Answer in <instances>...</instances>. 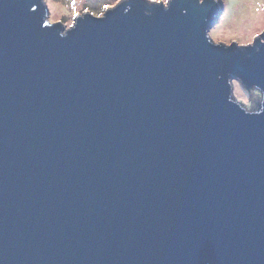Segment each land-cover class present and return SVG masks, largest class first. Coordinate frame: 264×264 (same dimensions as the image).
<instances>
[{
	"label": "water",
	"instance_id": "obj_1",
	"mask_svg": "<svg viewBox=\"0 0 264 264\" xmlns=\"http://www.w3.org/2000/svg\"><path fill=\"white\" fill-rule=\"evenodd\" d=\"M222 12L0 0V264H264V31Z\"/></svg>",
	"mask_w": 264,
	"mask_h": 264
},
{
	"label": "rangeland",
	"instance_id": "obj_2",
	"mask_svg": "<svg viewBox=\"0 0 264 264\" xmlns=\"http://www.w3.org/2000/svg\"><path fill=\"white\" fill-rule=\"evenodd\" d=\"M49 21H61L65 28L73 23V18L83 12L101 15L120 0H44ZM161 1L164 4L165 0ZM223 12L208 35L214 42L238 44L251 43L255 36L264 31V0H220Z\"/></svg>",
	"mask_w": 264,
	"mask_h": 264
},
{
	"label": "snow or ice",
	"instance_id": "obj_3",
	"mask_svg": "<svg viewBox=\"0 0 264 264\" xmlns=\"http://www.w3.org/2000/svg\"><path fill=\"white\" fill-rule=\"evenodd\" d=\"M165 2H167V0H165Z\"/></svg>",
	"mask_w": 264,
	"mask_h": 264
}]
</instances>
